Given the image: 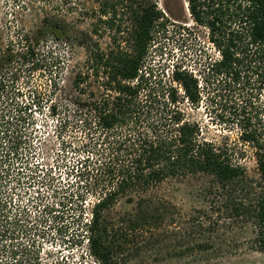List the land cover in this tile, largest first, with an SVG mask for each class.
<instances>
[{"label": "trees", "instance_id": "16d2710c", "mask_svg": "<svg viewBox=\"0 0 264 264\" xmlns=\"http://www.w3.org/2000/svg\"><path fill=\"white\" fill-rule=\"evenodd\" d=\"M92 3L93 9L86 8L85 13L89 27L83 30L72 29L65 17L57 15L58 2L42 0L38 26L42 38L58 44L75 38L87 50V73L76 74L71 93L60 91L69 104L49 107L58 124L63 158L69 154L74 158L66 163L74 180L68 186L79 189L68 197L75 211L74 225L80 228L75 244L85 245L86 256L96 264H118L119 239L145 237L153 247L159 246L169 234L162 226L183 225L185 218L156 190L170 181L201 177L206 179L204 191L216 214L253 223L254 243L264 252V116H257V123L252 116L238 120L240 139L255 150L259 175L254 178L234 163L227 143L205 140L200 125L189 121L183 108L184 104L197 108L201 84L211 81H228L240 91L256 78L264 91V0H184L193 21L208 29L219 57L196 73L174 65L169 85L146 65L157 30L166 26L169 15L177 16L170 7L163 12L155 0ZM62 4L74 10L70 0ZM126 22L130 27L125 28ZM104 39L106 47L98 42ZM28 53L36 56L35 45ZM237 106L234 101L233 108ZM7 119L0 117L4 132L0 146L12 139L4 128ZM47 175L50 182L55 181L53 169ZM91 197L93 204L86 210L85 201ZM124 199L133 209L117 211ZM11 205L0 204V251L16 258V247L6 242L7 237L14 240L21 235L16 234L20 219L9 217ZM48 209L57 212L54 207ZM188 225L184 237L197 244L185 248L186 252L207 251L213 242L197 236L208 229L193 217Z\"/></svg>", "mask_w": 264, "mask_h": 264}, {"label": "rangeland", "instance_id": "374dc122", "mask_svg": "<svg viewBox=\"0 0 264 264\" xmlns=\"http://www.w3.org/2000/svg\"><path fill=\"white\" fill-rule=\"evenodd\" d=\"M40 1L0 0V117L10 118L5 120L4 128L12 133L10 142L7 139L0 146V204L11 202L9 217L21 221V228L16 232L21 235L14 240L12 236L6 239L8 245L16 247L17 256L0 251V264H82L83 255L85 264H96L86 256V246L74 241L80 228L74 225L75 211L68 197L79 189L68 186L74 180L66 163H71L74 158L72 154L63 158L58 124L49 112L53 103L69 104L59 94L60 91L71 93L76 74L87 73V50L75 38L58 44L50 38L40 37ZM54 1L61 5L57 15L65 17L72 29L89 27L90 20L85 13L86 8L93 9L92 0H70L73 11L67 10L69 5L62 4L64 0ZM155 1L163 12L169 6L177 18L168 14L166 26L157 30L146 68L152 69L164 84L169 85L174 65L182 64L196 73L218 59V52L209 41L208 29L193 21L184 0ZM84 16L88 21L79 20ZM128 27L126 22L125 28ZM38 40L41 41L39 47ZM98 42L106 47L107 40ZM32 45H35V57L28 53ZM255 79L247 89L240 91H235L228 81L221 84L211 81L207 86L202 83L198 107L184 104L183 108L189 121L200 125L205 140L217 145L227 143L234 163L257 178L255 150L240 139L238 123L239 119L251 116L257 123V116L260 119L264 116V91L259 90ZM90 81L94 79L91 77ZM56 86L59 89L55 91ZM234 101L238 103L236 109L233 108ZM17 131H22L26 139H22L24 145L14 154ZM69 135L70 131L65 136ZM5 159L6 164L3 163ZM50 169L55 176V181L51 182L47 175ZM205 182L206 179L201 177H188L167 182L157 189V195L184 216V226L179 224L177 228L175 225L169 228L171 223L162 226L169 234L162 238L166 241H161L159 246L153 247L145 237L127 242L119 239L117 263L264 264V252L254 243V224L242 219H228L223 213L216 214L210 205L211 198L204 191ZM93 201L94 198H87L86 210L91 209ZM49 207H54L57 212L49 213ZM132 209L133 204H128L125 199L117 206V211ZM191 217L196 219V224H203L208 229L197 236L198 240L209 238L213 242L205 252H186L185 248L197 244L195 239L185 238L183 233L185 227H190ZM85 219L89 217L85 215Z\"/></svg>", "mask_w": 264, "mask_h": 264}, {"label": "flooded vegetation", "instance_id": "af4514ba", "mask_svg": "<svg viewBox=\"0 0 264 264\" xmlns=\"http://www.w3.org/2000/svg\"><path fill=\"white\" fill-rule=\"evenodd\" d=\"M2 131V128L0 127V137L4 134V132H1ZM6 136H7V134H6ZM22 139H26V136H24L23 137V132L22 131H20V132H18L17 131V138H16V145H15V147H13V150L15 149V153L14 154H16L17 153V150H19L18 148L19 147H21L22 145H24V143H23V140ZM26 144V143H25ZM11 152V151H10ZM6 158V157H5ZM6 162H7V159H5V162H3L4 164H6ZM8 163H10V159H8ZM10 167V166H9ZM8 170V172H7V174L10 172L9 170H10V168H8L7 169ZM2 186H0V189H2L1 188Z\"/></svg>", "mask_w": 264, "mask_h": 264}]
</instances>
